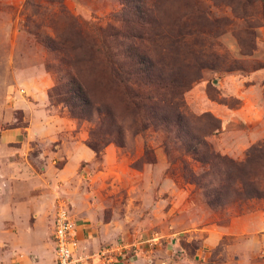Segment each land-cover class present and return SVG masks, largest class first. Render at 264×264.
<instances>
[{"label": "rangeland", "instance_id": "374dc122", "mask_svg": "<svg viewBox=\"0 0 264 264\" xmlns=\"http://www.w3.org/2000/svg\"><path fill=\"white\" fill-rule=\"evenodd\" d=\"M196 2L216 18L233 19L224 0H0V83L9 77L6 60L13 41L18 44L17 56L24 60L19 65L22 77H32V71L41 68L53 80L51 90L61 79L67 80V63L72 62L90 100L111 110L123 133V147L98 141L103 151L97 158L88 145L97 117L93 122L79 121L63 103H51L49 98L51 109L67 125L58 142L79 139L95 154L82 164L70 188L60 187L56 208L66 200L73 209L78 199L94 213L108 242L144 244L145 264H264L256 236L264 231L261 226L254 229L263 222L257 216H264V200L211 209L196 187L184 180L180 166L168 162L165 133L152 129L137 133L124 91L104 71L96 51L97 40L106 39L119 61H130L131 48L142 53L150 48L157 54L160 38L172 32L173 23L196 22L188 17ZM234 21L235 28L212 40L208 51L212 55L196 49L194 57L182 59L179 74L192 82L181 99L192 131L202 134L206 121L198 118L210 113L221 124L208 142L215 151L241 162L251 147L264 143V22L255 29V50L245 55L241 42L248 37L241 22ZM48 42L57 44L58 50L49 48ZM163 53L160 50L157 57ZM165 57L162 61L169 60ZM197 61L211 66L200 70ZM15 116L23 120L22 112ZM146 148L155 162L145 158ZM63 164L60 160L56 165ZM246 218L248 226L243 224Z\"/></svg>", "mask_w": 264, "mask_h": 264}, {"label": "trees", "instance_id": "16d2710c", "mask_svg": "<svg viewBox=\"0 0 264 264\" xmlns=\"http://www.w3.org/2000/svg\"><path fill=\"white\" fill-rule=\"evenodd\" d=\"M224 1L231 8L233 19L216 18L205 6L196 2L188 16L196 22L184 24L178 20L171 25L172 32L160 38L162 48L157 54L160 50L164 52L160 58L150 48L143 51L146 55L131 48L130 61H119L106 39L96 42V51L102 57L100 62L104 71L125 93L137 133L144 134L150 129L165 133L168 162L171 166H180L184 180L196 187L213 210H222L229 204L244 206L254 200H264V143L251 147L244 161L237 162L215 151L208 142V138L220 128L221 123L217 118L210 113L199 117V121H206L200 134L192 131L191 118L182 112L181 99L192 83L179 74L182 59L194 57L196 49H200L204 56L212 55L208 52L212 40L235 28L234 20L241 22L248 37V40L241 42L244 54L251 55L255 50V29L264 22V0ZM151 42L152 45L156 44L154 38H151ZM163 43L167 46L163 47ZM47 46L58 50L54 42H48ZM165 54V59L169 60L162 61ZM155 56L157 59H154ZM67 64L68 78L61 79L51 90V103H63L71 117L79 121L93 122L97 117L88 142L97 158H101L103 151L98 141L104 142V146L115 142L123 147V133L116 125L113 112L90 100L78 79L77 66L72 62ZM195 65L200 70L211 66L206 62L199 64L198 61ZM145 158L155 162L148 148ZM140 163L135 162L133 166L139 168Z\"/></svg>", "mask_w": 264, "mask_h": 264}, {"label": "crops", "instance_id": "0c3cea01", "mask_svg": "<svg viewBox=\"0 0 264 264\" xmlns=\"http://www.w3.org/2000/svg\"><path fill=\"white\" fill-rule=\"evenodd\" d=\"M8 47L9 77L0 83V264H55L56 196L60 187L72 186L82 164L95 154L79 139L58 142L67 125L50 107L53 80L41 68H35L32 77H22L19 65L24 60L16 54L17 41ZM18 86L27 91L21 94ZM16 111L23 113V120ZM60 160L65 161L61 168L56 165ZM72 213L77 222L76 264H145L144 244L108 242L94 213L78 199ZM257 217L264 222V216ZM247 222L243 220L245 226ZM262 223L251 226H261L263 232ZM261 234L256 235L263 250L258 256H264Z\"/></svg>", "mask_w": 264, "mask_h": 264}, {"label": "built area", "instance_id": "2783aa9c", "mask_svg": "<svg viewBox=\"0 0 264 264\" xmlns=\"http://www.w3.org/2000/svg\"><path fill=\"white\" fill-rule=\"evenodd\" d=\"M24 94V90L20 91ZM77 222L68 201L60 200L54 220L55 264H76L75 252ZM107 252L102 256H106Z\"/></svg>", "mask_w": 264, "mask_h": 264}]
</instances>
